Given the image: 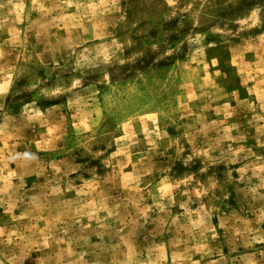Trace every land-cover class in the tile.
<instances>
[{
	"label": "rangeland",
	"instance_id": "obj_1",
	"mask_svg": "<svg viewBox=\"0 0 264 264\" xmlns=\"http://www.w3.org/2000/svg\"><path fill=\"white\" fill-rule=\"evenodd\" d=\"M0 264H264V0H0Z\"/></svg>",
	"mask_w": 264,
	"mask_h": 264
}]
</instances>
